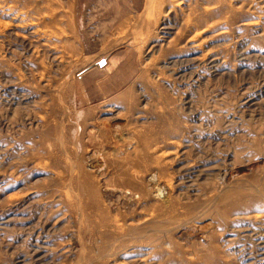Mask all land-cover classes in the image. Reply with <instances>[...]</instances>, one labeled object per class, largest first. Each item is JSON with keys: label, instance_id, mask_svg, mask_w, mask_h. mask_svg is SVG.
I'll return each mask as SVG.
<instances>
[{"label": "rangeland", "instance_id": "1", "mask_svg": "<svg viewBox=\"0 0 264 264\" xmlns=\"http://www.w3.org/2000/svg\"><path fill=\"white\" fill-rule=\"evenodd\" d=\"M0 264H264V0H0Z\"/></svg>", "mask_w": 264, "mask_h": 264}, {"label": "bare ground", "instance_id": "2", "mask_svg": "<svg viewBox=\"0 0 264 264\" xmlns=\"http://www.w3.org/2000/svg\"><path fill=\"white\" fill-rule=\"evenodd\" d=\"M81 161V160H80ZM79 164V163H78ZM83 165V164H82ZM74 166H76V165H74ZM92 184V183H91ZM94 187V186H93ZM133 188H135V187H133ZM136 189V188H135ZM160 191V190H159ZM148 192V191H147ZM160 193H161V191L159 192V195H160ZM157 194V193H156ZM102 195V194H101ZM130 195V194H129ZM133 195V194H132ZM125 196V195H124ZM135 196V195H134ZM154 196H155V194H154ZM131 197V196H130ZM133 197V196H132ZM147 197V195L146 194H143V193H138L137 194V200H135L136 201V203L138 204V202H140L141 200H144L145 198ZM159 199H160V196H157ZM161 198H162V196H161ZM146 200V199H145ZM168 201V200H167ZM167 201H165V202H162V203H167ZM168 208V206H165V209H167ZM126 213H128V212H126ZM151 213V212H150ZM103 215H104V213H102ZM131 214V213H130ZM160 216V215H159ZM87 217L85 216V219H86ZM122 219H123V217H122ZM106 221H107V223L105 224V225H103L102 224V222L100 223V227H103V229L105 230L104 232H106V231H109V233H110V235H112V234H116V235H118V236H123V235H125V234H128L129 232H131V236H132V238L135 240V241H138L139 240V238L141 237V235L139 236V233H140V231H139V229H142V228H138V226H134V227H129L130 225H127L126 223H124V224H122V225H119L117 222L119 221V219L117 220V222L113 219L112 220V222H111V218L110 217H108L107 219H106ZM110 223H111V226H110ZM109 227H110V229H109ZM141 231H143V230H141ZM104 232H101L102 233V235H103V233ZM109 236V235H108ZM107 237V236H106ZM112 247H114V246H112Z\"/></svg>", "mask_w": 264, "mask_h": 264}]
</instances>
